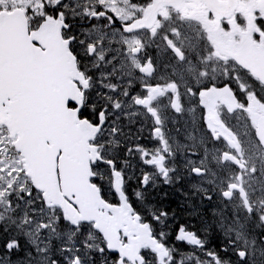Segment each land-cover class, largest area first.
<instances>
[{"label": "snow or ice", "instance_id": "obj_1", "mask_svg": "<svg viewBox=\"0 0 264 264\" xmlns=\"http://www.w3.org/2000/svg\"><path fill=\"white\" fill-rule=\"evenodd\" d=\"M0 264H264V0H0Z\"/></svg>", "mask_w": 264, "mask_h": 264}]
</instances>
